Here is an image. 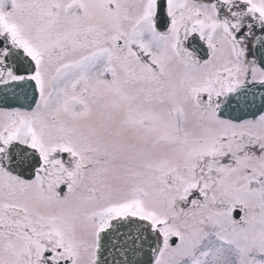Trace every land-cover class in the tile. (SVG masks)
<instances>
[{
    "label": "snow or ice",
    "instance_id": "6c2138e0",
    "mask_svg": "<svg viewBox=\"0 0 264 264\" xmlns=\"http://www.w3.org/2000/svg\"><path fill=\"white\" fill-rule=\"evenodd\" d=\"M0 264H264V0H0Z\"/></svg>",
    "mask_w": 264,
    "mask_h": 264
}]
</instances>
